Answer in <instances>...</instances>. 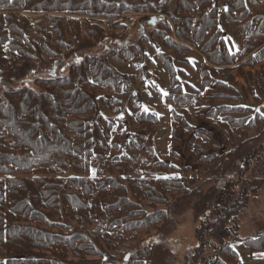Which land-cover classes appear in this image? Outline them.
<instances>
[{
    "label": "trees",
    "instance_id": "trees-1",
    "mask_svg": "<svg viewBox=\"0 0 264 264\" xmlns=\"http://www.w3.org/2000/svg\"><path fill=\"white\" fill-rule=\"evenodd\" d=\"M131 1L0 0V12L4 13L0 15V68L7 63L5 47L10 49V61L16 67L22 58L34 61L33 54H41L25 53V49L36 50L33 38L42 43L44 54L55 57L56 53L49 51L51 37L58 48H66L64 40L68 36L82 49H87L91 42L103 39V28L121 29V24L112 22L120 16L164 15L174 25V37L166 35L164 41L173 56L160 58L169 71L171 88L163 107H188L194 103L177 83L171 68L173 59L187 64L190 49H194L205 60L199 70L200 85L205 91L196 104L217 106L212 110V118L226 117L220 125L229 147L226 155H234L243 144L253 140L247 137V131H255V139L263 137L264 127H258L261 121L264 124L262 115L239 105L236 96L211 91L209 80L215 78V88L228 89L224 80L226 76L233 77L229 73L234 66H258L264 62V15L249 16L245 0H227L222 17L245 39L242 52L230 53L217 22L218 8L223 0H176L173 14L167 0ZM262 1L249 0L248 3L257 8ZM17 12L55 16L45 17L49 27L46 33L42 24H32L18 17ZM72 16L79 21L70 19ZM95 18L106 21L103 28H98L101 22L94 23L96 27L90 25ZM82 30L83 38L80 37ZM131 50L134 53L122 54H125L124 62L135 68L142 63L144 53L137 52L135 45ZM16 55L21 59H15ZM94 58L78 57L65 75L37 81L39 92L26 87L0 91V264H118L106 253H115L114 234L133 236L135 231L151 228L161 221L167 223V214L178 197L185 193L183 179L169 177L166 171L157 176L141 174V177L131 178L134 174L132 161L142 152L147 153L143 160L146 169L160 167L165 170L170 166L174 175H178L180 169L156 161L150 137L133 135L124 147L120 146L116 142L124 134L120 120L121 129L114 138L110 137L112 124L101 131L97 124V88L126 95L132 118L139 124H154L157 119L142 111L138 95L129 93L131 86L127 77ZM259 80L264 93V73ZM121 110L117 107L116 112H111L116 116ZM171 114V132L175 136L179 115L175 110ZM188 130L191 135L185 146H191L193 156L217 149L210 133L192 127ZM232 138L235 142L230 141ZM94 148L100 150L96 155L100 162L108 152L107 161L99 165L97 174L110 170L115 171L118 178L110 175L91 181L83 177L90 170V159L95 157ZM259 149L260 153L264 152V142ZM212 157L209 155L203 160L209 161ZM250 158L254 160L255 155ZM214 161L217 164L212 170L218 171L223 158ZM241 170L236 179L223 183L207 210L208 215L200 220L195 230V256L206 248L209 250L202 258L203 264H240L231 248V242L239 240L236 236L238 226L228 225L249 197L257 192L260 177L264 175L258 166L253 169L251 179L246 178L245 167ZM65 172L73 175L60 178ZM141 202L164 205L166 209L149 214L140 210ZM86 226H94L96 235L91 236ZM239 241L251 253H261L264 231L257 237ZM136 250L137 253L126 254L127 260L119 264H150V249L143 244ZM106 257L110 261L104 260Z\"/></svg>",
    "mask_w": 264,
    "mask_h": 264
},
{
    "label": "rangeland",
    "instance_id": "rangeland-1",
    "mask_svg": "<svg viewBox=\"0 0 264 264\" xmlns=\"http://www.w3.org/2000/svg\"><path fill=\"white\" fill-rule=\"evenodd\" d=\"M130 2H133L129 0ZM170 4V13L173 14L176 0H167ZM246 1V11L249 16L264 15V1L260 2V6L253 8L249 0ZM259 1V0H256ZM167 2V3H168ZM227 0H223L218 8L217 22L221 32V37L230 53L242 52L244 38L241 37L236 27L223 19V12L226 11ZM0 15L4 13L0 12ZM18 17H24L33 23H40L48 33L45 23V17H53V14L37 13L27 14L17 12ZM155 18L154 25H151V19ZM70 19L79 21L76 16ZM99 29L103 28V19L95 18L90 24L96 27L99 23ZM115 24H121V29H104L102 33L103 39L91 42V46L82 49L80 44L69 40L65 37L64 45L66 48H58L54 42V38L48 42L51 53H56L55 57H50L43 52V45L39 40L33 38L36 50L25 49V53H41L38 56L33 54L34 61L23 60L16 67H13L11 60L12 53L9 48H4L7 63L0 68V91L5 89H21L26 87L34 92L40 91L37 81L41 79L54 78L55 76L65 75L69 65L75 63L78 57L101 60L105 65L113 68L117 73L127 77L131 90L129 93L138 95L141 103L140 108L143 112L156 117L157 122L154 124H139L134 117L132 118L127 96L122 93H112L108 90L97 88V103L99 107V115L97 124L101 131L106 130L108 124H112L113 128L110 137L114 138L119 131L121 121L124 129L122 139L116 141L120 146L124 147L128 143V139L133 135H142L151 138L150 146L156 155V161H162L167 164L176 165L180 169L178 175L170 172L168 169L160 167L146 169L144 159L147 153H140L139 157L132 161V170L134 171L132 179L144 176H157L166 171L169 177H180L185 183V193L178 197L174 207L167 214L168 222H160L152 225L151 228L135 231L133 236L115 235V240L119 244L113 243L115 253L106 252L108 258L115 262H125L124 257L128 253H137L136 248H141L143 244L150 250V264H203L202 258L209 254L206 248L202 253L195 256L194 249L196 247L195 230L200 220L208 215V209L212 205L216 193L223 183L228 180H234L241 174L242 167L247 170L245 176L251 179L254 168L258 166L264 173V152L260 153V147L264 142V136L255 139V131H247V137H251V141L243 144V146L234 154L226 155L228 146L225 143L221 133L220 125L224 118L218 116L212 118V110L217 106L197 105L204 94L205 89L200 85V67L205 63L204 58L194 49H190L187 56V64H182L176 60H172L171 68L177 83L192 98L194 103L188 107H174L170 105L168 108L163 107L164 98L170 92L169 71L160 58L167 56L169 59L173 56V52L168 50L164 41L166 35L174 37V25L167 16L152 13L125 14L112 21ZM66 23L63 22V25ZM106 28V27H105ZM46 35V34H45ZM77 36V34H76ZM80 37H84V32L80 33ZM11 40V36H9ZM137 47V52L142 50V63L137 67H132L124 62L122 53L132 52L131 46ZM58 48V49H57ZM15 59H21L16 55ZM234 69V70H233ZM264 73V62L258 66H234L232 72L229 73L233 77L229 79L226 76L224 83L228 89L215 88V78L209 80V88L211 91L236 96L239 105L248 107L254 113L262 115L264 118V93L261 91L260 75ZM53 74V76H52ZM223 81V79H221ZM167 93V95H165ZM117 107L122 109L118 115H113L117 111ZM147 109V110H146ZM172 110H175L179 118L177 119V131L175 136L171 132ZM113 111V112H111ZM119 111V110H118ZM132 114H134L132 112ZM175 114V113H173ZM132 118V119H131ZM106 125H104V123ZM194 130H203L210 133L216 141L217 149L208 150L200 156H193L191 146L186 147V142L191 135L188 128ZM258 127H264L263 121ZM175 137V138H174ZM231 142H235L232 138ZM100 150L94 148V156L90 159V170L84 175L91 181L102 179L108 176L118 178L115 171L104 170L101 175L97 174L99 165H104L107 161L96 159ZM145 155V157H144ZM209 155L213 157L209 161L203 160ZM255 155L254 160H250ZM175 156L177 159L175 160ZM202 157V159H200ZM225 157V158H224ZM218 158H223L218 171L212 169L216 167ZM250 158V159H249ZM149 162L151 160L148 159ZM153 163V161H152ZM254 163V164H253ZM247 166V167H246ZM244 169V168H243ZM208 172V173H207ZM73 174L65 172L60 178L65 179ZM261 185L255 194H252L243 209L237 217L232 219L228 226L237 225V238L244 240L246 238L257 237L264 231V175L260 177ZM194 191L193 193H188ZM131 197L128 196V199ZM164 205L141 202L140 210L146 213H153L156 210L165 211ZM167 219V218H166ZM86 231L91 236L96 235L95 227L86 226ZM231 242V248L239 258L240 264H264V250L261 253H251L241 241ZM231 241V239L229 240ZM105 252V251H104ZM107 257L104 260H108ZM118 263V264H119ZM128 263V262H127Z\"/></svg>",
    "mask_w": 264,
    "mask_h": 264
},
{
    "label": "water",
    "instance_id": "water-1",
    "mask_svg": "<svg viewBox=\"0 0 264 264\" xmlns=\"http://www.w3.org/2000/svg\"><path fill=\"white\" fill-rule=\"evenodd\" d=\"M154 22H155V18H152L150 24L154 25ZM52 76H53V74H52Z\"/></svg>",
    "mask_w": 264,
    "mask_h": 264
},
{
    "label": "snow or ice",
    "instance_id": "snow-or-ice-1",
    "mask_svg": "<svg viewBox=\"0 0 264 264\" xmlns=\"http://www.w3.org/2000/svg\"><path fill=\"white\" fill-rule=\"evenodd\" d=\"M165 95H167V93H165ZM147 110V109H146Z\"/></svg>",
    "mask_w": 264,
    "mask_h": 264
}]
</instances>
